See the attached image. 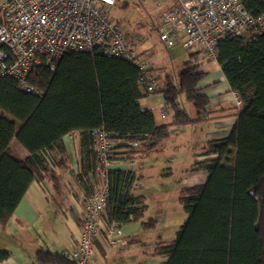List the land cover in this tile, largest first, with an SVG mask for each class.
I'll return each instance as SVG.
<instances>
[{"label": "trees", "instance_id": "trees-1", "mask_svg": "<svg viewBox=\"0 0 264 264\" xmlns=\"http://www.w3.org/2000/svg\"><path fill=\"white\" fill-rule=\"evenodd\" d=\"M245 4L254 14L264 11L259 0ZM217 61L241 98L238 119L228 136L203 146L206 157L195 165L207 170L208 178L182 189L179 202L188 218L174 240L158 244L155 255L167 256L164 264H264V35L221 40ZM202 63L199 52H193L177 83L170 74L156 77L150 68L108 55L98 46L91 52L68 51L54 68L47 62L34 68L29 81L41 95L24 91L10 76H0V225L8 224L37 177L52 174L53 166L66 167V134L81 133L80 179L90 194L91 179L100 180L94 129L113 132L122 140L117 147L133 160L161 148L183 127L208 119L210 100L198 88ZM146 71L158 81L153 90L144 78ZM147 92L163 93L172 111L170 124L158 125L153 113L140 105ZM182 93L193 103L196 118L181 106ZM14 139L29 151L25 159L12 155ZM108 180L107 223L140 219L146 204L145 197L135 193L139 186L131 189L134 171L111 169ZM9 256L8 250H0V261ZM37 259L40 264H78L49 249L38 250Z\"/></svg>", "mask_w": 264, "mask_h": 264}, {"label": "crops", "instance_id": "crops-1", "mask_svg": "<svg viewBox=\"0 0 264 264\" xmlns=\"http://www.w3.org/2000/svg\"><path fill=\"white\" fill-rule=\"evenodd\" d=\"M137 48L147 68H150L156 77L170 74L177 83L184 62L193 52H199L203 62L199 70L204 72L198 84L199 93L208 96L210 100L208 108L212 114L208 119L183 127L171 135L161 148L147 155H137L131 163L130 160H126L113 165L112 169L134 171L139 184V189L135 193L145 197L146 210L140 219L122 224V237L107 250L100 248L99 255L92 264H137L138 262L164 264L168 257L155 255L157 246L160 242L174 240L176 235L164 237L155 231L156 218L150 214L147 195L141 194L140 190L156 186L158 183L160 185L173 183L178 187L180 197L184 187L205 183L208 171L195 165L196 161L206 157L203 146L210 140L228 136L238 119L240 106L235 102L234 91L218 61L204 58L197 48H186L188 54L177 51L178 54L172 56L170 70L167 64L153 59L155 56L153 46L146 37ZM144 55H148L147 58ZM179 101L180 103L183 101L186 107L183 108L192 118H196V109L193 103L186 99L184 93L180 94ZM139 103L144 109L153 113L158 125L172 122V111L166 106L163 93L147 92L139 99ZM63 140L68 157L66 164L68 168L53 166L52 174L43 173V177H37L28 187L8 224L0 225V250L10 252L9 258L0 261V264H40L37 259V252L40 249H49L64 255L70 254L77 248L84 205L91 192L87 194L80 179L83 157L81 133L72 131L66 134ZM181 145L183 146L180 147ZM122 150L116 147L117 152ZM11 151L16 159H25L29 156V151L17 139L12 141ZM184 166L186 168H183ZM178 169L183 173L179 178L174 177L175 180H172L174 170ZM152 180H156L155 185L149 184ZM187 218L188 214L184 216L183 223ZM104 226L103 223L100 234L106 238ZM133 247L131 252L126 251ZM130 254L133 255L132 258L129 257ZM141 254L145 256L143 261L139 258Z\"/></svg>", "mask_w": 264, "mask_h": 264}, {"label": "built area", "instance_id": "built-area-1", "mask_svg": "<svg viewBox=\"0 0 264 264\" xmlns=\"http://www.w3.org/2000/svg\"><path fill=\"white\" fill-rule=\"evenodd\" d=\"M120 0H0V76L14 78L21 89L41 95L30 83L32 70L43 63L54 68L68 51H93L101 46L111 56L121 57L147 70V64L134 41L109 15L104 6ZM163 5L156 31L171 47L181 44L197 48L202 56L217 61L218 44L229 37L264 35V11L254 14L245 0H155ZM264 4V0H259ZM150 90L158 86L150 72L144 73ZM235 102L241 98L234 92ZM100 180H91V195L82 215L81 235L69 259L92 264L99 250H107L122 237L119 224L104 218L108 196V173L116 163L128 160L126 151L117 152L122 140L113 132L96 128L92 132ZM51 162V161H50ZM139 186L137 180L133 188ZM106 238L100 234L102 224Z\"/></svg>", "mask_w": 264, "mask_h": 264}, {"label": "rangeland", "instance_id": "rangeland-1", "mask_svg": "<svg viewBox=\"0 0 264 264\" xmlns=\"http://www.w3.org/2000/svg\"><path fill=\"white\" fill-rule=\"evenodd\" d=\"M104 9L109 15L120 22L121 28L126 35L134 41L136 48L145 37L149 40L155 53V56H153L154 60H157L158 62L161 61L162 63L167 64L170 68V65H172L171 58L173 55H176L175 53L178 54L177 51L188 54V50L183 48L181 44L169 47L160 40L155 25L159 20L160 13L163 10V5H159L157 1L120 0L116 5L104 6ZM147 56L144 55L146 58ZM181 106L185 107L183 101ZM0 114H2L1 109ZM6 115L9 116L8 114ZM182 146L183 145L180 147ZM183 168L186 167L184 166ZM181 169L174 170L172 180H175L174 177L179 178V176H181L183 173ZM149 184L155 185L156 180H152ZM162 185L158 183V185L151 186L149 188L146 187L145 190H140V192L141 194L147 195V203L149 204L150 214L152 217L154 216L156 218L154 221V224L156 225L155 231H157L158 234H162L164 237H175V232L183 223L184 216L187 213L179 202L178 187L173 183ZM133 249L134 247L126 251L131 252ZM129 257L132 258L133 255L130 254ZM144 257L143 254L139 256L142 261L144 260ZM140 263L138 262L137 264Z\"/></svg>", "mask_w": 264, "mask_h": 264}]
</instances>
